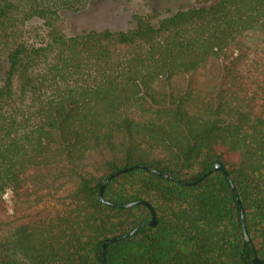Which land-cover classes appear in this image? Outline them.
<instances>
[{
  "label": "trees",
  "instance_id": "obj_1",
  "mask_svg": "<svg viewBox=\"0 0 264 264\" xmlns=\"http://www.w3.org/2000/svg\"><path fill=\"white\" fill-rule=\"evenodd\" d=\"M88 1L0 0V264H103L104 238L152 216L108 244L106 264H256L264 0L151 9L119 30L56 28ZM138 164L183 182L136 166L103 197L149 206L99 200L106 176Z\"/></svg>",
  "mask_w": 264,
  "mask_h": 264
},
{
  "label": "rangeland",
  "instance_id": "obj_2",
  "mask_svg": "<svg viewBox=\"0 0 264 264\" xmlns=\"http://www.w3.org/2000/svg\"><path fill=\"white\" fill-rule=\"evenodd\" d=\"M195 0H89L78 12L61 11L55 26L66 35H74L90 29H125L134 24L133 15L156 9L161 15L178 8L188 7ZM36 21L29 25V28ZM5 57L0 56V83L7 70Z\"/></svg>",
  "mask_w": 264,
  "mask_h": 264
},
{
  "label": "water",
  "instance_id": "obj_3",
  "mask_svg": "<svg viewBox=\"0 0 264 264\" xmlns=\"http://www.w3.org/2000/svg\"><path fill=\"white\" fill-rule=\"evenodd\" d=\"M145 167L147 169H149L150 171L158 174V175H161L165 178H169V179H173V180H176V181H180V182H183L182 179H179L177 177H174L170 174H167V173H163L157 169H154L152 167H147V166H144L142 164H138V165H135V166H129V167H123V168H120L112 173H110L108 176H106L100 186V189H99V192H98V197H99V200L109 206H113V207H120V208H127V207H130V206H133L135 204H138V203H145L148 205V203L144 202L143 200L141 199H136V200H131V201H128V202H124V203H117V202H113V201H109L107 199H104L103 197V188L105 186V184L112 178L118 176L119 174L121 173H124V172H127L128 170L134 168V167ZM213 170H220L222 171L226 176H228V173L226 172L225 168L223 167L222 163L217 161L214 163L213 165ZM207 173L209 172H205L204 174H202L199 178H197L196 180L194 181H191V182H188L190 185H193L195 183H197L199 180H201ZM232 189L235 193V196H236V199H237V203H238V206H239V210H240V214H241V218L243 220V213H242V206H241V203H240V200L238 198V195L236 194V191L234 189V186L232 185ZM149 206V205H148ZM156 223V220L154 218V216H152L151 220L148 221V222H142L140 224H138L137 226H135L134 228L126 231V232H123V233H120V234H116V235H113V236H109V237H106L104 238V240L102 241V262L103 264H106L105 263V252H106V248L108 246V244L112 243V242H115V241H118V240H121V239H124V238H127L129 236H131L138 227L140 226H143V225H154ZM242 226H243V234H244V239L249 243V245L253 248V245L251 243V240L248 236V233L246 231V228H245V225H244V222L242 223ZM253 262L258 264V263H263L264 262V258H259L257 255H256V252L254 251L253 249Z\"/></svg>",
  "mask_w": 264,
  "mask_h": 264
}]
</instances>
